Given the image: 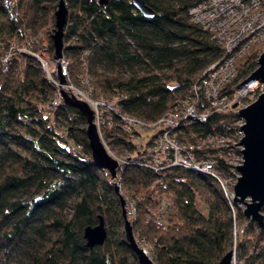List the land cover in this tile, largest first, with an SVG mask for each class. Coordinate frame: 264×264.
<instances>
[{"label": "trees", "instance_id": "obj_1", "mask_svg": "<svg viewBox=\"0 0 264 264\" xmlns=\"http://www.w3.org/2000/svg\"><path fill=\"white\" fill-rule=\"evenodd\" d=\"M65 1L68 79L95 98H118L122 112L148 121L189 95L202 72L227 54L191 20V7L202 0H146L153 18L132 0ZM58 2L0 0V55L49 23L53 55ZM259 56L254 46L240 59L236 80L252 73ZM18 58L0 68V264H139L125 235L116 181L92 159L85 117L66 102L47 114L57 87L35 57ZM215 118L192 124L193 132H212ZM104 129L120 153L136 150L129 133L107 123ZM117 179L136 240L156 264H218L243 221L240 264H264V229L238 203L234 218L211 176L179 166L156 172L130 161ZM101 218L108 236L91 248L84 229Z\"/></svg>", "mask_w": 264, "mask_h": 264}, {"label": "built area", "instance_id": "obj_2", "mask_svg": "<svg viewBox=\"0 0 264 264\" xmlns=\"http://www.w3.org/2000/svg\"><path fill=\"white\" fill-rule=\"evenodd\" d=\"M190 17L207 30L227 54L208 66L192 84L191 93L178 99L172 108L155 121L122 112L118 98L98 99L91 92L83 94L68 79V58L64 54L59 59L54 54L45 55L47 51L41 47L39 36H26L12 42L0 55V68L10 66L20 55H32L57 87L56 96L46 105L47 114L50 115L65 103L62 90L87 100L94 109V121L105 147V137L100 132L105 123L113 131L120 128L129 133V141H137L136 150L124 153L112 145L113 153L118 156L106 148L117 158L119 169L125 163L137 161L156 172L179 166L207 174L218 182L235 218L236 202L233 197L239 177L238 166L235 165L243 162V148L239 141L244 136V130L240 128L244 119L235 113L240 106L234 105L237 100L250 103V97L259 94L257 90L264 87L258 80L245 81L236 87L249 75L238 80L236 77L240 59L252 47L264 50V0H202L191 7ZM61 77L65 78V84L61 83ZM85 82L88 83L87 80ZM213 116L216 117V123L213 124L212 132L206 135L193 132L192 124L205 123ZM150 129L156 130V133L144 144L142 131ZM187 131L192 134L191 139ZM79 148L80 145L74 146V150ZM114 180L118 181L117 178ZM128 217L133 220V212H128ZM245 233V227L239 229L235 224L231 264H240L237 240Z\"/></svg>", "mask_w": 264, "mask_h": 264}, {"label": "water", "instance_id": "obj_3", "mask_svg": "<svg viewBox=\"0 0 264 264\" xmlns=\"http://www.w3.org/2000/svg\"><path fill=\"white\" fill-rule=\"evenodd\" d=\"M107 0H101L106 3ZM133 5L147 18H153L155 12L146 0H132ZM68 22V7L65 0H59L55 10V29L52 33L54 46V57L59 59L63 57V51L66 48L64 42L65 28ZM258 80L264 84V51L258 58V66L236 87L245 81ZM62 83L65 78L61 77ZM65 102L75 108L85 117L87 121L86 134L89 141L91 156L93 161L101 168L107 170L112 179L118 177L119 162L113 158L104 146L95 120L94 110L89 103L75 95H70L62 90ZM235 107L237 104L234 105ZM237 113L244 119L245 123L240 125L244 130V136L239 143L243 146V164H237L239 170L238 181L234 187V200L243 208L245 217L256 223L260 229H264V92L259 94L258 98L246 107L237 110ZM115 188L120 194L125 217V235L128 243L137 255L139 264H155L146 250L137 242L133 231V223L128 217L126 201L121 193L120 184L115 182ZM1 194V193H0ZM108 236V231L101 218L95 226H87L84 229V238L87 246L95 247L103 245ZM233 250H229L218 264H231Z\"/></svg>", "mask_w": 264, "mask_h": 264}, {"label": "rangeland", "instance_id": "obj_4", "mask_svg": "<svg viewBox=\"0 0 264 264\" xmlns=\"http://www.w3.org/2000/svg\"><path fill=\"white\" fill-rule=\"evenodd\" d=\"M52 26V23H49V25L48 26H46V27H41V28H39V30H38V33H37V36H39L40 37V44H41V47H43L44 49H46V51H47V53L45 54V55H47V56H49V55H51L52 53L50 52V47H49V41H48V34H47V29L48 28H50ZM34 37V36H33ZM257 50L260 52V54L264 51V50H260V48H257ZM259 58V57H258ZM250 75V74H249ZM70 81V80H69ZM61 83H62V81H61ZM71 83V82H70ZM63 84H65V82H63ZM74 85H76V84H74ZM77 86V85H76ZM77 89L79 90V91H82L83 92V94H88V92L89 91H87L86 89H84L83 87H79V86H77ZM258 91V93L259 94H261L262 92H264V87H262L261 89H258L257 90ZM259 94H257V95H254V96H251L250 97V103H243V100H241V102L240 101H236L235 102V104H237V106H240V109L241 108H243V107H246V106H248L249 104H251L253 101H255L257 98H258V96H259ZM85 97V96H84ZM81 99H83V98H81ZM85 100V99H84ZM87 101V100H86ZM88 102V101H87ZM89 103V102H88ZM90 105V104H89ZM91 106V105H90ZM92 108V107H91ZM93 109V108H92ZM94 110V109H93ZM95 113V112H94ZM243 123H245V121L243 122ZM99 131V130H98ZM104 131H105V129H104V126L103 127H101V134L103 135L104 134ZM155 133H156V130H152V129H150V130H145V131H142V136H143V139H142V142L145 144L146 142H148L154 135H155ZM110 140H111V138L110 137H106L105 136V141H106V148L108 149V150H110V152H112L113 153V149H112V145H110ZM241 144V143H240ZM117 146H115V148H116ZM114 148V147H113ZM241 148H243V146L241 145ZM119 149V148H118ZM109 152V151H108ZM110 154V153H109ZM113 154H115V153H113ZM113 158H115L116 160H117V158L114 156V155H112V154H110ZM115 155H117V154H115ZM118 156V155H117ZM244 160V159H243ZM241 164H243V162H241ZM119 170L120 169H118V172H119ZM239 175H240V173H239ZM118 184H120L118 181H116ZM124 197V196H123ZM124 199H125V197H124ZM125 201H126V199H125ZM126 204H127V202H126ZM245 206L243 205L242 206V209L244 208ZM264 212V211H263ZM238 220V223L240 222L239 221V219H237ZM133 220H131V222H132ZM244 222V224H243V227H246V225L248 224L247 223V221H243ZM138 242V241H137ZM142 247V246H141ZM145 250H146V252L149 254V252H148V250L145 248V247H143ZM234 249V247H232V250ZM149 256L153 259V257L149 254ZM153 261H154V259H153ZM154 263H155V261H154ZM156 264V263H155Z\"/></svg>", "mask_w": 264, "mask_h": 264}, {"label": "bare ground", "instance_id": "obj_5", "mask_svg": "<svg viewBox=\"0 0 264 264\" xmlns=\"http://www.w3.org/2000/svg\"><path fill=\"white\" fill-rule=\"evenodd\" d=\"M114 143L113 142H111V145H113Z\"/></svg>", "mask_w": 264, "mask_h": 264}]
</instances>
